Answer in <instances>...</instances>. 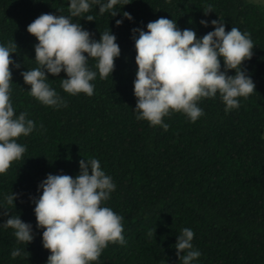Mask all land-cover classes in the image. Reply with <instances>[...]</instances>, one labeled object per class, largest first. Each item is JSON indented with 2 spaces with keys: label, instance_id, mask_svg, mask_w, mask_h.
Returning <instances> with one entry per match:
<instances>
[{
  "label": "trees",
  "instance_id": "1",
  "mask_svg": "<svg viewBox=\"0 0 264 264\" xmlns=\"http://www.w3.org/2000/svg\"><path fill=\"white\" fill-rule=\"evenodd\" d=\"M115 17L93 5L84 17H73L97 40L110 29L120 46L114 70L93 81L92 96H72L59 76L49 84L66 107L45 106L31 94L21 72L37 66L34 36L26 28L39 15H70L68 0H0V43L14 42L12 54L21 67L12 68V102L37 127L18 138L26 146L21 160L0 174V207L30 223L34 238L18 243L13 229L0 226V264H46L43 229L36 227L32 197L47 174L79 172L78 161L94 157L113 178L116 189L105 206L124 217L126 244L109 243L93 264H180L175 250L181 229L191 228L201 256L193 264H264V11L247 0H124ZM130 13L132 20L123 19ZM88 15L93 21L84 19ZM160 17L192 28L198 37L212 31L202 19H221L225 30L237 27L254 43L242 67L255 89L240 98V107L225 112L219 94L199 102L204 115L190 122L182 113L164 118L167 131L137 120L133 112L136 64L133 28ZM123 19L119 26L115 21ZM89 65L95 70V60ZM11 67V66H10ZM229 75L234 74L229 70ZM40 125H43L41 128ZM17 194L14 205L5 196ZM0 209V224L8 216ZM22 253L13 259L11 252Z\"/></svg>",
  "mask_w": 264,
  "mask_h": 264
},
{
  "label": "clouds",
  "instance_id": "2",
  "mask_svg": "<svg viewBox=\"0 0 264 264\" xmlns=\"http://www.w3.org/2000/svg\"><path fill=\"white\" fill-rule=\"evenodd\" d=\"M121 4L128 3L68 0L70 15L43 13L27 26L26 31L37 41L33 46L37 66L20 74L36 100L53 108L67 106L50 86L49 75L57 77L63 72L65 77L60 78V86L69 95L92 96L97 76L103 79L112 74L114 60L121 52L116 36L108 28L97 40L72 18L84 17L93 5L98 6L100 14L109 12L115 17L120 11L116 6ZM84 19L93 21L91 15ZM123 19L133 18L124 12ZM123 19L116 20V25H121ZM200 24L211 25L213 30L198 37L194 29L182 30L176 20L165 17L131 30L137 66L133 81L136 98L133 112L137 120L167 131L169 124L164 118L174 112L184 114L190 122L202 117L204 111L199 102L204 98L219 94L227 113L240 107V98L254 92L255 84L242 67V62L253 55L250 33L237 27L226 31L221 19H202ZM16 48L14 42L0 43V174L12 162L23 158L27 149L18 143V138L28 136L37 127L26 112L16 113L11 99L12 68L21 67L12 58ZM90 59L95 60V70L89 65ZM229 70L234 74L229 75ZM78 166L75 176L47 174L37 186L40 194L31 198L36 227L43 229L42 246L49 252L46 264H93L109 243L126 244L124 217L105 206L116 189L113 178L106 174L97 158H82ZM16 198L17 194L11 192L5 201L14 205ZM3 215L8 218L0 226L13 229L18 243L27 245L33 240L30 223L23 222L18 214L8 215L7 210ZM194 235L191 228L185 227L176 236L174 245L180 264H193L201 256L192 244ZM21 253L22 249H13L11 257L15 259Z\"/></svg>",
  "mask_w": 264,
  "mask_h": 264
},
{
  "label": "rangeland",
  "instance_id": "3",
  "mask_svg": "<svg viewBox=\"0 0 264 264\" xmlns=\"http://www.w3.org/2000/svg\"><path fill=\"white\" fill-rule=\"evenodd\" d=\"M247 1L260 6L263 9V11H264V3H259V2H257V0H247ZM263 137H264V130H263Z\"/></svg>",
  "mask_w": 264,
  "mask_h": 264
}]
</instances>
